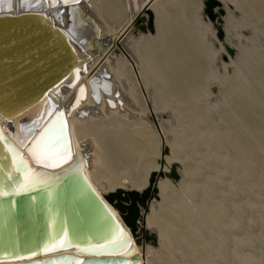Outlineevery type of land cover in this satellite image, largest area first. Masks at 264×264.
<instances>
[{
    "label": "bare ground",
    "instance_id": "1",
    "mask_svg": "<svg viewBox=\"0 0 264 264\" xmlns=\"http://www.w3.org/2000/svg\"><path fill=\"white\" fill-rule=\"evenodd\" d=\"M108 1L111 0H79V3H76V5H67L68 7H65L64 4H73V2L69 0L66 3L65 0H61V3L55 6L57 3L56 0H27L26 6L25 0H11L10 11L7 3L3 5L4 10L0 15H21L26 10L37 12L43 17L38 22L42 21V23L51 25L52 28L48 27L49 30L60 29L58 33L53 32V35L57 37L56 42H58V45L55 47L54 45L52 46L53 52L47 50L45 53V51H42V54H44L43 57L35 61L38 63L44 60L47 61L46 64L40 66L39 70L43 69V67L48 68L47 66L51 62H55V65L53 64L51 66L53 71L65 67L63 73L59 71L62 74L60 73L57 78L54 77L57 80H54L55 83L51 87L49 96L47 94H40L42 89L38 87L35 89L32 88L33 77L25 80L20 78L14 79V82L19 81L15 85H13L14 82L12 79L6 81L7 78L13 76L11 71L12 65L3 64L0 66L6 67L0 72V138H7L10 141L8 145L4 146L10 158L6 171L8 176H11L17 169L21 173V179L8 192H23L19 190L18 185L21 188L24 187L25 174L29 176L32 182L24 191L36 187L39 184H48L52 181V177L46 173L47 169L43 166L36 165L34 163L36 160L33 161L25 152L24 148L36 133V130L48 119L55 107L69 108L73 99L77 97V107L68 118L71 145L75 150L74 160L63 169L52 172L57 173L62 171L58 176L63 175L69 170H77L83 173L82 167L84 164L85 174L94 190L103 199L113 214H115L116 219L120 220L122 218L127 224L129 231L133 234L135 252L140 255L142 264H264V120H261L263 122L261 126H256L257 130L251 136H249L251 126L249 128L248 125H245L246 131L244 133H248L247 141L248 143L251 142L250 145L252 146L248 145V147V143L246 144L247 141L244 142L243 140V143H241L239 140L242 147L245 146V153L247 151V163L239 160L234 163L233 159L238 157L237 155H233L236 158H232V154L230 155L231 158L225 155L224 160L222 159L223 162H221L218 156L214 157L213 153L207 152L208 149L205 151L204 146L200 145L198 148L195 147L193 151L191 150L193 153L191 152L190 154V151L188 153L182 146L178 145L176 139H174V142L173 140H168V134L165 132V135L162 134L163 126L166 123L179 122L180 118L176 111L172 109V106L174 105V108L177 109L176 107H179L185 99L182 97L184 101L180 102L178 98L177 100L175 98L170 101V99L165 97V93L168 94V92H164L166 91L163 89L165 79L159 68V56L163 54L158 56L156 52H158L160 46L164 45L162 42L164 43L166 41L168 43L167 40L163 41L166 31L164 27V14L165 8L172 4L174 0H121V3L119 2L120 5L118 6V3L117 7L114 1L115 6H113L114 8L112 7L113 9L110 7V9L115 11L114 9L118 8V10L120 9L119 11L124 12V18L117 29H114L107 18L109 14L107 15L106 13L112 11L106 10L107 5L109 6L111 4H108ZM217 1L224 8V14L221 18L227 39L224 44L220 42V47L215 55L219 60H224L225 56L228 57L227 62L222 60L223 67L226 70L236 66L237 79L238 77L239 79L243 78L239 82L243 85L241 91L244 92V87H246L245 83L248 82L247 77L251 71L246 70V73L243 74L244 72L239 69V66L242 60L248 55V48L246 46L249 44V41L253 40L250 43L256 47L253 64L260 67L264 63V30L261 29L264 28V0ZM186 2L196 4L197 10L203 14L202 19L205 20V25L207 24L212 28L213 24L216 28L212 21L211 24L207 20L209 15L205 5L206 0H187ZM177 3L181 5V2ZM148 6L154 13V24L157 32L153 34L151 32L142 33L140 31V34L132 40L131 50L134 52L133 58L136 62L135 66L138 80L141 86H144L150 98L151 107L149 110L147 109L146 103H144L146 96L144 98V95L139 91L137 77L132 71L130 63L123 56L114 57L116 53L115 49L119 42L132 29L137 28L138 19L142 14H146ZM191 7L193 8V5ZM215 11L218 12L219 8H216ZM115 12H117V9ZM112 16H110L111 19ZM170 18L173 19V16ZM215 28H212L213 35H216L218 31ZM45 29H41V31L44 32ZM240 30L243 32L244 30H253L252 34L259 38V45L253 39L254 35H251L249 40H244L246 42H243V40L238 41L235 35L240 33ZM3 33V31L0 32V34ZM98 36L102 37L99 45L97 42L100 53L93 55L92 41ZM106 37H110L109 44L108 40L105 39ZM2 38L0 39V53L3 51L1 50V46L4 44L1 42ZM16 42L17 40L13 39L12 43ZM227 46L236 50V57L229 56L226 49ZM168 50L170 55H172L173 49L168 48ZM34 52H36L34 56L39 55V52L37 53L36 50ZM45 55H47L46 58L44 57ZM208 56L207 54L206 59ZM52 57H56V59L50 61ZM11 58L12 55L5 59L0 57L2 60H11L12 62ZM21 59L22 57H17L18 61ZM28 60H30V57H27L24 62ZM74 60L76 63L72 66ZM190 62L192 64V61ZM20 64H17V66ZM56 66L59 67L56 69ZM70 66L73 67L71 70H69L71 68ZM29 68L28 71L34 73L32 67L30 66ZM47 70L50 71V67ZM191 71L193 72V70ZM259 71L255 69L250 75L259 73ZM44 73L41 72V74ZM193 74L190 73L187 77H194ZM4 75L7 76L4 77ZM198 75L196 77L197 80L199 79ZM59 77H61L60 80H58ZM262 77L264 76L262 75ZM96 78L101 80L102 78L109 79L112 85V96L102 94L101 104H97L92 99L91 86L92 84L94 85L92 82H95L93 80ZM176 78L182 80L183 77L179 75ZM220 78L212 74L207 76L205 80L206 91L204 93L207 95V100L213 101L214 103L222 99L223 95L225 96L221 89ZM252 78L255 79V75ZM21 80L23 81L20 82ZM83 82L85 83L87 91L79 88ZM252 83L255 84V82ZM214 86L217 87L214 88ZM20 88H22L21 91ZM174 88L173 90L176 91ZM243 88L244 90H242ZM213 90L217 93L214 94ZM239 90L237 89L239 92L238 95H242V92ZM248 90H251V88ZM117 91L121 94L119 99L115 98ZM254 92H256V89ZM259 93L257 96H259ZM107 98L115 104L120 101L122 107L119 105L114 108L109 107L106 102ZM256 100L258 99L255 97V102ZM248 101L250 100H247L246 103ZM234 108H236V105ZM237 108L234 110L238 111ZM82 109L88 111L87 117L79 116ZM255 112V115L260 116V111ZM196 116L197 118L199 117L198 115ZM240 116L242 117V114ZM157 118L158 124L155 125L153 122H156ZM197 118L194 119L193 117L194 121ZM186 120L189 119L187 118ZM194 125H190L189 127H193ZM198 127L201 128L200 126ZM155 130H158L161 134L163 144L161 145L159 143V148L154 146L158 150L156 152H159L155 158L157 165H153L148 175L145 178L143 177V179L137 170L129 167H124V169L121 167L122 169L117 170V163L122 162L124 159L131 161L135 158L133 157L135 154V133L146 134L145 136L147 137L148 135L149 137L147 133L155 132ZM234 133H229L228 135L233 134L235 136ZM213 136L215 137V135ZM198 138V141L202 140L201 137ZM149 141L153 140L150 139ZM137 142L139 141L137 140ZM238 147L240 148V145ZM238 147L236 150H238ZM251 147H253L251 149L253 151L250 150ZM168 148L170 155H166L164 158L162 153H165ZM188 149L190 148L188 147ZM140 152V158L144 160V149H141ZM236 153L238 152L236 151ZM21 159L22 163L20 162ZM137 160L135 158L136 162H138ZM199 161L200 163H198ZM240 163L245 164L249 169H255L260 172L257 182L253 180L250 174V171H253L244 168L245 166L240 165ZM173 169L178 172L180 179H174L172 176ZM153 175L154 181L152 182ZM99 176H101V179ZM125 178L127 179V183L124 184L122 180ZM8 192L1 187L2 194ZM198 196L201 202L196 201V197ZM253 196H255V200L252 199ZM116 200L118 203L120 202L121 204V202H124L126 205H130L132 202L133 206L130 207L129 215L126 217L128 219L132 218L130 224L127 223L126 218L115 207ZM138 205L140 208L137 209ZM119 209L124 212L122 208L119 207ZM187 232L194 237V240L186 245L182 239H185ZM110 235L108 240H106L109 244L121 241L124 238L119 226L115 227ZM65 243L66 235L62 233L50 241L47 240L39 251V255L32 253L26 256L15 257V259L41 260L47 256L44 255L46 252L55 247H61ZM89 247L90 245L83 249L89 250ZM124 249L121 246L115 253H120ZM79 251L87 255L91 254V250L87 252Z\"/></svg>",
    "mask_w": 264,
    "mask_h": 264
},
{
    "label": "water",
    "instance_id": "2",
    "mask_svg": "<svg viewBox=\"0 0 264 264\" xmlns=\"http://www.w3.org/2000/svg\"><path fill=\"white\" fill-rule=\"evenodd\" d=\"M56 1L55 6H58L61 0ZM64 5L68 7L76 5V3ZM205 5L210 21L218 29L220 41L224 42L226 33L221 18L224 14V8L221 7L217 0H206ZM216 8H219L218 12L215 11ZM62 13L64 12L62 11ZM41 18L43 17L40 13L27 10L21 15H0V32H4L0 34V39L3 37L1 42L4 43L1 46V50L3 51L0 53V57L5 59L12 55V62L11 60L5 61L0 59L2 61L0 66L3 64L12 65L11 71L13 76L7 78L6 81L12 79L14 82L17 78L25 80L33 77L32 88L35 89L38 87L42 89L40 94L49 95L52 89L51 87L55 83L54 80H57L55 78L61 72L63 73L65 67L59 70V66H56L58 70L53 71L51 66L53 64L55 65V62H51L47 66L48 68L50 67V71L45 67L39 70L40 66L46 64L47 61L44 60L38 63L35 60L43 57L44 54H42V51H45V53L47 50L53 52L52 46L54 45L55 47L58 45V42H56L57 37L53 35V32H60L58 28L49 30L48 27H51V25L42 23V21L38 22ZM154 20V13L148 6L146 14L141 15L137 22V28H134L135 30L132 29V31L137 36L140 34V31L142 33L151 32L156 34L157 30L155 29ZM44 28H46L45 31H41ZM13 39H16L17 42L12 43ZM99 40L100 37H95L92 41L93 55L100 53L97 46V41ZM226 49L230 57L236 56V50L228 46ZM35 50L37 53L39 52V55L34 56V53H36L34 52ZM10 52L12 53L9 54ZM18 56L22 57L19 61L17 60ZM46 56L44 57L46 58ZM27 57H30V60L24 62ZM56 57H52L50 61L52 59L55 60ZM224 59L227 60L228 57L225 56ZM58 62L60 63V61ZM75 63L76 61L74 60L73 65H71L74 66ZM17 64L20 65L17 66ZM30 66L34 70V73L28 71ZM4 68L6 67H0V72ZM72 68H69V70ZM41 72L45 73L41 74ZM6 76L4 75V77ZM60 79L61 77L58 78V80ZM93 81L95 82H92L94 85L92 84L91 86L92 99L97 104H101L102 100L99 91L104 92L106 96H112L111 82L109 79L103 78L102 80L96 78ZM18 82L17 80L13 85ZM216 87L214 86V88ZM79 88L86 90L85 83L83 82ZM21 90L22 88H20ZM213 91L214 94L217 93L215 90ZM94 93H97V97L93 95ZM120 96V92L117 91L115 98L119 99ZM77 102L78 98L75 97L69 108L55 107L48 119L36 130V133L24 148L28 156L34 161L36 159L33 156V149L37 147L38 143L46 142L54 135L68 143L71 158L60 166L44 167L34 161L36 165L43 166L47 169V175L52 177V181L48 184H39L36 187L29 188L27 191L20 193L8 192L21 179V173L17 170L11 176L7 175L6 169L9 166L10 158L4 146L8 145L10 141L7 138H0V193L1 187L8 192L6 194H0V264H142L140 255L135 252L133 234L129 231L127 224L122 218H120L121 222L116 219L115 214H113L103 199L94 190L85 174L84 164L82 167L83 173L77 170H69L63 175L58 176L62 171L57 173L52 172L63 169L74 160L75 150L71 145L68 118L76 109ZM107 103L111 108L118 105L122 107L120 101L115 104L112 100L108 99ZM79 116L87 117L88 111L82 109ZM172 176L175 180L180 179V175L174 169L172 170ZM153 181L154 175L152 178ZM122 182L124 184L127 183V179H123ZM126 221L130 224L132 218H126ZM118 226L124 238L121 241L109 244L106 240L111 236V231ZM62 233L66 235V243L61 247H55L46 252L44 254L47 255L45 258L37 261L15 259L18 256H26L32 253L38 254L47 240L50 241ZM88 245H90L89 250H91V254L87 255L79 251ZM121 246L125 248L124 251L115 253Z\"/></svg>",
    "mask_w": 264,
    "mask_h": 264
},
{
    "label": "rangeland",
    "instance_id": "3",
    "mask_svg": "<svg viewBox=\"0 0 264 264\" xmlns=\"http://www.w3.org/2000/svg\"><path fill=\"white\" fill-rule=\"evenodd\" d=\"M114 1H115L116 7H117V4L119 2L121 3V0L120 1L118 0L117 3H116L117 0L108 1V4L113 3V5L112 6H111V4H109V6L107 5V9H106L107 11H110L114 8L113 7V6H115ZM186 1L187 0H182V1L181 0H176V1L174 0L173 3L175 5L172 3L165 8L164 27H165L166 31L164 34V38H163L164 40L163 41L167 40L168 43H166V41L164 43L162 42V44H164V45H162L163 47L160 46L158 52H156L158 54V56L163 54L162 56H159V60H160V67L159 68L161 70V74L164 76V79H165L164 84H163L164 85L163 89H165L166 91H164V92H168V94L165 93V97L167 99H170V101H172L175 98L177 100V98H178L180 102H183L185 99V101L183 103H181V105L179 107H176L177 109L174 108V105L172 106L173 107L172 109L176 111V113L178 114V117L180 118L179 122H177V123H166L163 126L162 134L165 135V133H167L168 137H169L168 140H170V141L173 140V142H174L175 141L174 139H176L177 140L176 142L178 143V145L182 146L183 149L188 151V153L190 151V154L195 147L198 148L200 145V146H204L203 148L205 151H207V149H208L207 152L213 153L214 157L218 156L221 162H223L222 159L224 160L225 155L228 156L229 158H231L230 155L232 154V156L237 155V157H238V158H236L234 156L232 157V158H236V159H233L234 163L236 161L238 162V160L242 161L243 163H247L248 162L247 161L248 160L247 159V151L245 153V146L242 147V145H241V143H243V140H244V142H246L248 139V136H247L248 133H244L246 131L245 125H248L249 128L251 126V128H250L251 132L249 133V136H251V134L257 130V127L261 126L263 124V122L261 120H264V112H263V110H264V108H263L264 107V104H263L264 103V98H263L264 97V91H263L264 90V81H262V79H264V77H262V75L264 76V63H262L260 67L255 66L253 64V59L255 58V55H256L255 54L256 47H254L255 46L254 44L250 43L253 40L249 41V44H247V46L245 45L246 48H248L247 49L248 55L246 56V58H244L242 60L240 66H239V69H241L244 72L243 74L246 73V70H249L252 73L253 71H255V69H256V71L260 70L261 73L259 71V73L257 72L256 74H254L255 79L252 78L254 75H250L251 74L250 73L249 76L247 77L248 82L245 83L246 87H244L247 94H246L244 88L242 89V90H244V92H242L241 88L243 85H241L239 81H241L243 78L239 79V77H238V79H237V74H236L237 68H235L236 66L234 68L231 67L232 69L229 68L226 70L223 67V61L227 62L228 59L227 60L222 59L223 60L222 61V60H219V58L215 55L216 52L218 51L219 47H220L219 44L221 42L218 39V31H217L216 35H213L214 33H213L212 28H215V27L211 23L208 15L206 14V16L208 17L207 20L209 21V23L212 24V26H213L212 28L207 24L205 25L206 22L204 19H202L203 14L197 10V5L194 3L192 4L191 2H189L190 3L189 4ZM177 2H179V3L181 2L180 3L181 5H179ZM120 3L118 4V6L120 5ZM191 4L193 5L194 9L191 7L192 6ZM171 5H173L174 7ZM110 7L111 8L113 7V8L110 9ZM190 8H191V10H190ZM116 9H117V12H115ZM116 9H114L115 11H113V10L110 11V13L112 12L113 16H112V14L110 15L109 12L106 13L107 15L109 14L107 18L110 21V23L113 25L114 29H117L120 26V24L124 18V14H123L124 12L122 13V11H119L120 9L119 10H118V8H116ZM113 12H115V13H113ZM121 14H123V15H121ZM110 16H112V19L110 18ZM172 16H173V19L170 18ZM261 29L264 30V28H261ZM246 31L244 30V32H243L240 30V33H237L235 35V37H237L238 41L243 40V42H246L247 40L250 39L251 35H254V34H252L253 30L252 31L249 30L251 34L249 33V31H247L248 33ZM100 36H98V37H100ZM254 36H253V39L259 45L258 36H255V37ZM136 37H137V34L134 31L127 33V35H125L124 38L121 39V42H119L117 48L115 49L116 53H115L114 57H116V56L122 57L123 56L126 58V60H128L127 62L130 63L131 69L134 72V74H136L135 76L137 77L136 79H137V82L139 85V91L142 93V95H144V98L146 96V98L144 99V103H146L147 109L149 110V107H151L150 98H149V95H148L147 91L145 90L144 86L142 87L140 81L138 80L136 66H135L136 62L133 58L134 52H133V50H131L132 40H134V38H136ZM101 38L102 37H100V40L97 41L98 45H99V43H101ZM105 39L108 40V44H109L110 37H106ZM226 39H227V36L225 37L224 42H226ZM244 40H246V41H244ZM224 42H221V43L224 44ZM168 48H171L174 50V51L172 50V52H173L172 55H170ZM206 53L209 55L207 59H206V57H207ZM214 56H216V57H214ZM236 56H237V54H236ZM236 56H234V57H236ZM187 60H188V62H187ZM189 60L192 61V64ZM172 62H174V64H172ZM193 64H194V67H193ZM183 67H185V68H183ZM243 68H245V69L243 70ZM195 69H196V71H195ZM191 70H193L194 74ZM199 70L201 71V73ZM190 73L193 74L194 77H191V78L187 77V75ZM212 74L216 75L219 78L221 77L220 78L221 79L220 80L221 81V87H222L221 89L223 91V94H225V96L223 95L224 97L222 96V99H220L219 101H216L215 103L213 101L207 100V98H206L207 95H206V93H204L206 91V83H205L206 81L205 80L207 79V76H210ZM179 75H182V77H183L182 80L179 78H176ZM197 75L199 78L198 80L196 78ZM184 76L187 78H185ZM170 77H171V79H169ZM260 79H261V81L258 82V80H260ZM234 82H236V83H234ZM252 82H255L256 86L257 85L258 86L256 87L255 84H253ZM191 83H193V84H191ZM250 83H252V84H250ZM193 85H195V86H193ZM231 86H233V87L230 88ZM173 88L176 89V91L173 90ZM247 88L248 89L251 88V90H248ZM223 89H225V90H223ZM237 89H240L239 91L242 92V95L241 94L238 95L239 92L237 91ZM255 89H256L257 94H256V92H254ZM190 91H192V92H190ZM225 92H227V93H225ZM258 92H260L259 93L260 97L257 96ZM254 93L256 94V96H255L256 99H258V100H256V102H255V97L253 98V96L255 95ZM188 95H190V96H188ZM185 97L187 99L189 98V100H187ZM192 98H194V99H192ZM247 100H250V101H248V103H246ZM188 101H190V102H188ZM191 103H192V105H191ZM237 103H239V104H237ZM242 103H243V105H242ZM235 105H236V108L240 105H242V106L239 107L240 109L237 108L238 109V111H237V110H234V109H236V108H234ZM186 106H187V108H186ZM194 106L197 108H195ZM227 106H229V107L227 108ZM242 108L245 111H243ZM191 109L193 110V112H191L192 111ZM247 109H248V111H247ZM185 110H187V112H185ZM189 110H191V111H189ZM194 111H195V114L197 113L196 115H198L200 118L199 117L197 118V116L194 114ZM255 111H260L259 113L262 114V115L260 114L261 117L255 115L256 114ZM233 112H234V114H233ZM240 112H242V113H240ZM243 112H244V116H243ZM245 112H246V114H245ZM191 114H193V115H191ZM241 114H242V117L240 116ZM248 114H249V116H247ZM190 115H191V117H190ZM186 117L189 120H186L187 119ZM193 117H194V119L195 118H197V119L194 121ZM201 117H203V118H201ZM246 117H248V118L250 117L252 119H250V118L248 119ZM198 119H200L201 121ZM249 120H250V122H248ZM251 120H252V123H251ZM180 122H181L182 127L180 125ZM195 122H197V123H195ZM255 123H257V124H255ZM153 124H155V125L158 124V118H157L156 122H153ZM254 124H255V126L253 127ZM190 125L191 126L194 125V126L189 127ZM198 126H200L201 128H199ZM155 128H156V126H155ZM253 129H255V130L252 131ZM233 132H235L234 133L235 136L233 134L228 135L229 133H233ZM180 133H181V135H180ZM147 134H149V137H148V135L146 137L145 136L146 134L142 135V134H136L135 133V135H134L135 136L134 137L135 154L133 157H135L136 160L138 159L137 160L138 162L135 161V158H134V160H131V161L124 159L122 162L116 164L117 170L122 169V168L124 169V167H129L133 170H137L142 175L141 178H143V177L145 178L148 175L149 170L151 168H153V165L154 166L157 165L155 158L159 154V152L157 153L156 150H157V148H159V143L161 145L163 144V140H162L161 134L158 132V130H155V132H152V133L149 132ZM198 134H199V136H198ZM205 134H206V136H204ZM183 135H185V136H183ZM213 135H215V137ZM198 137H201L202 140L198 141V139H199ZM222 138H223V140H222ZM150 139L153 141H149ZM137 140L139 142H137ZM239 140L241 143L239 142ZM234 141H236V142H234ZM237 142H239V143H237ZM235 143H237V144H235ZM247 143H248V141L246 142V144ZM250 143H248L247 146L248 145L252 146V145H250ZM152 144H154V145L152 146ZM239 145H240V148H242V149H240L238 147ZM154 146H157V148ZM185 147H187V148L189 147L190 149L187 150V148H185ZM237 147H238V150H236ZM248 147H247V149H248ZM252 148L253 147H251L250 150ZM141 149H144V154H143L145 157L144 160H141V158H140L141 155H139V154H141V152H140ZM239 149H240V151H239ZM169 151L170 150L168 148L165 151V153H162L164 158L166 157V155H170ZM236 151L238 153H236ZM251 151H253V150H251ZM145 159H146L147 163L145 162ZM127 163H128V165H127ZM132 163H133V165H132ZM198 163H200V161ZM243 163L242 164L240 163V165H243ZM161 164H162V162H161ZM198 166L200 167V165H198ZM243 166H245V164ZM244 168H247V166H245ZM251 168H253V167H251ZM247 169L249 171L250 170L253 171V172L250 171V174L253 177V180L254 181L256 180L255 182H257V180L259 179L260 172H258L255 169H249V168H247ZM257 173H258V175H257ZM206 175H204V176H206ZM261 175H263V174H261ZM99 178L101 179V176H99ZM254 197L255 196H253V198H252L253 200L256 199ZM196 198L198 199L200 197L198 196ZM197 199H196V201L201 202L199 199L198 200ZM115 203H116L115 207L118 208L120 214H122L124 216V218H126L129 215L130 207L133 206L132 202L130 205H126V204H124V202H121V204H120V202L118 203V201L116 200ZM119 207L122 208L124 210V212L120 211ZM138 208H140L139 205L137 206V209ZM183 234H185V233H183ZM187 234H188V232L186 233L185 239L184 238H183L184 240L182 239L183 243L185 242L186 245H187V243L194 240L193 236H191L190 234H188V236H187Z\"/></svg>",
    "mask_w": 264,
    "mask_h": 264
},
{
    "label": "snow or ice",
    "instance_id": "4",
    "mask_svg": "<svg viewBox=\"0 0 264 264\" xmlns=\"http://www.w3.org/2000/svg\"><path fill=\"white\" fill-rule=\"evenodd\" d=\"M69 2V0H65ZM73 3H79V0H71ZM7 3L9 11L11 10V0H0V13L3 12V5ZM27 6V0H25ZM62 135V131H61ZM43 139V138H42ZM33 156L38 164H42L44 167H58L62 163L71 158L70 146L66 141L60 140L57 136L51 137L48 141L38 143L37 147L33 149ZM22 163V159L20 161ZM19 170V169H17ZM31 179L27 174L24 176V187L18 188L20 191H24L30 184ZM2 194V193H0ZM110 211V210H109ZM126 235V234H125ZM81 251H89L88 249H81Z\"/></svg>",
    "mask_w": 264,
    "mask_h": 264
}]
</instances>
